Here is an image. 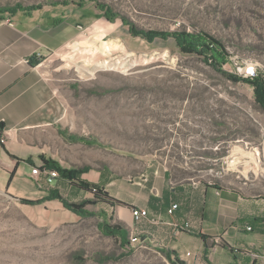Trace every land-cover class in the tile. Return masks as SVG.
Returning a JSON list of instances; mask_svg holds the SVG:
<instances>
[{
  "label": "rangeland",
  "instance_id": "374dc122",
  "mask_svg": "<svg viewBox=\"0 0 264 264\" xmlns=\"http://www.w3.org/2000/svg\"><path fill=\"white\" fill-rule=\"evenodd\" d=\"M31 5L59 6L81 34L58 57L43 59L71 66L62 91L69 95L63 102L73 112L78 154L65 165L85 172L77 180L31 175L20 181L13 174L0 180V264H171L148 239L131 236L122 247L100 230L103 221L121 224L111 211L119 203L98 201L100 189L107 192L116 179L145 180L157 168L175 184L241 186L257 179L264 109L250 84L233 83L199 56L181 52L173 38L133 37L122 16L145 29L207 33L229 52L225 70L255 65L264 76V0H0L9 13ZM101 5L119 16L107 19ZM83 181L94 185L84 188ZM51 190L76 204L97 201L85 207L94 215L82 217L58 200L23 201L45 199ZM121 254L127 255L96 258Z\"/></svg>",
  "mask_w": 264,
  "mask_h": 264
},
{
  "label": "crops",
  "instance_id": "0c3cea01",
  "mask_svg": "<svg viewBox=\"0 0 264 264\" xmlns=\"http://www.w3.org/2000/svg\"><path fill=\"white\" fill-rule=\"evenodd\" d=\"M80 36L59 6L0 12V180L10 174L28 180L30 164H43L42 156L64 168L76 161L78 132L72 110L64 108L69 95L62 91L70 84L71 66L43 58L58 57ZM90 177L105 180L101 173ZM107 185L111 200L119 203L112 216L129 236L174 250L186 264H264V168L241 186L175 184L161 168L145 180L116 179ZM174 204L178 207L170 213ZM134 207L147 209L148 218L136 221Z\"/></svg>",
  "mask_w": 264,
  "mask_h": 264
},
{
  "label": "trees",
  "instance_id": "16d2710c",
  "mask_svg": "<svg viewBox=\"0 0 264 264\" xmlns=\"http://www.w3.org/2000/svg\"><path fill=\"white\" fill-rule=\"evenodd\" d=\"M21 7V6H20ZM100 10L104 13V16L109 20H115L119 14L113 12L109 7L106 6H98ZM37 9H41L39 5H31L25 7V10L35 11ZM5 12L6 10H0V12ZM123 22L125 25L129 26L130 34L133 37H141L142 39L147 40L148 42H154L157 39L168 40L173 38L176 41V44L181 52L186 54H195L199 56L206 64L211 66L215 71L221 73L228 80L233 83H248L254 88V94L256 101L262 106L264 109V79L263 76L258 74L254 78H245L234 72H229L224 69V65L229 62L230 56L226 46L217 38L210 36L207 33L203 32H189L187 30H153V29H145L137 26L134 22H131L125 16H122ZM3 128L0 125V129ZM43 164L49 168H54L59 171V178L63 180H77L78 176L85 172L84 170H79L75 168H64L57 161L53 159H45L42 156ZM84 188L89 189L94 184H90L88 182H81ZM100 196H98V201H107L110 198L109 194L100 189ZM111 199V198H110ZM47 200H58L63 206L82 217H86L89 215H94V212L87 210L85 207L88 204H96L95 200H83L79 204L70 202L63 195L60 194L58 190H51L50 194L47 198L42 200H23L26 203L30 204H41ZM105 214V213H104ZM100 230L107 236L114 237L120 240V244L122 247L129 244L131 236H129L128 230L122 224L113 225L107 221H103L99 224ZM140 237V236H137ZM202 239L205 241L207 245L208 238L205 235H201ZM158 251H160L171 264H186L184 260L181 259L180 255L171 249L165 247H159ZM127 254H121L120 256L114 255H97V259L100 262H105L109 260H116L125 257Z\"/></svg>",
  "mask_w": 264,
  "mask_h": 264
},
{
  "label": "built area",
  "instance_id": "2783aa9c",
  "mask_svg": "<svg viewBox=\"0 0 264 264\" xmlns=\"http://www.w3.org/2000/svg\"><path fill=\"white\" fill-rule=\"evenodd\" d=\"M235 69L236 70H233L232 72L242 77H245V78H254L259 74L258 68L255 65H248L246 67L238 65ZM263 79H264V76H263ZM262 151H263V156H264V141L262 145ZM263 168H264V163H263ZM31 175L35 177L44 178L48 181H54L57 178H59V171L57 169L49 168L46 165L41 164V165L34 166L32 168ZM177 207H178V204H174L172 208L169 210V212L172 213L173 210L176 209ZM132 215L136 221H139V220L148 218L149 213L147 209L134 207L132 209ZM248 229L251 230L252 227L249 226Z\"/></svg>",
  "mask_w": 264,
  "mask_h": 264
}]
</instances>
